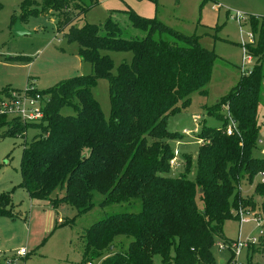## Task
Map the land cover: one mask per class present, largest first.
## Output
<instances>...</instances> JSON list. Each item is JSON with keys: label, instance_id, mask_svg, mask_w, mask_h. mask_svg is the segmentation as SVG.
<instances>
[{"label": "trees", "instance_id": "16d2710c", "mask_svg": "<svg viewBox=\"0 0 264 264\" xmlns=\"http://www.w3.org/2000/svg\"><path fill=\"white\" fill-rule=\"evenodd\" d=\"M24 2L21 8L26 10ZM91 6V0H41L43 9L62 15L60 25L68 27L67 41L79 45V55L90 62L92 73L37 89L48 97L41 122L21 124L12 118L11 134L28 127L38 129L23 144L21 181L16 186L38 203L53 208L68 204L76 214L92 207L94 192L105 195L102 204L140 198L139 212L111 215L85 230L80 264L94 260L97 264H154L155 255L162 264H230L232 253L227 262L217 261L212 253L216 239L225 237V221L238 219L239 207L260 208L264 215V156L253 152L261 129L264 22L259 17L248 19L256 37L254 45L247 42L245 47L257 60L254 67L206 107L224 123L221 127L203 124L196 133L201 142L194 156L195 178L190 179L186 172L169 175L174 156L170 141L183 134L169 131L166 121L189 105L193 92L207 94L218 55L202 45L199 35L182 33L131 9V24L146 31L142 38L122 37V28L112 18L100 25L75 26V16L65 10H77L79 16ZM103 50L130 51L132 59L118 64L113 73V60ZM100 77L109 81V119L92 94ZM221 107L226 109L225 117L218 112ZM229 119L235 122L231 134L226 131ZM185 159L188 167L191 157ZM255 177L260 179L253 193L244 196L240 179L251 184ZM14 188L0 193V217H15ZM60 190L64 192L59 196ZM65 223L69 220L60 222ZM258 240L264 243V233ZM250 246L254 252L255 243Z\"/></svg>", "mask_w": 264, "mask_h": 264}, {"label": "rangeland", "instance_id": "374dc122", "mask_svg": "<svg viewBox=\"0 0 264 264\" xmlns=\"http://www.w3.org/2000/svg\"><path fill=\"white\" fill-rule=\"evenodd\" d=\"M23 2L26 10L21 8ZM91 2L92 6L79 16L77 10L65 9L67 13L75 16L73 25L79 27L87 22L100 25L108 18H112L122 28V37L142 38L146 31L131 24L128 17V11L131 9L141 16L156 17L182 33L199 35L202 45L213 49L218 55L210 81L206 85L207 94L193 92L189 105L168 116L166 121V128L169 131L183 134L178 140L170 141L177 163L171 167L169 175L176 176L178 173L186 172L190 179H194L196 171L194 156L201 142L196 140V133L203 124L221 127L224 123L223 118L209 113L206 107L226 95L239 81L243 57L241 41L254 45L253 40L256 36L252 35V40L248 36V32L251 31L248 19L257 18L254 16L257 15L259 21L264 22L262 20L264 0H91ZM0 3V98L22 91L27 85L33 84L36 89L42 91L72 76L92 73L90 62L83 60L79 55V45L74 41H67L65 33L68 27L60 25L62 15L58 11L51 8L43 9L41 0H0ZM236 11L247 16L245 21L239 23L231 16ZM16 20H20L27 33L21 35L13 33L12 28ZM102 54L109 55L113 60V73L116 72L118 64L123 61L129 63L132 59L130 51L103 50ZM256 62L255 57L251 56L248 69L251 70ZM260 63L262 82L258 119L261 125L259 137L264 140V59ZM92 94L98 101L105 119H109L111 111L109 81L106 78H98L92 88ZM218 112L224 117L227 115L223 107ZM0 117H3L1 121H4L0 125V193L9 191L14 186L16 189L14 193L16 202L13 208L15 217H0L2 253L0 264H80L86 229L108 216L137 213L141 210L139 197L102 204L105 195L100 192H94L92 207L81 214H76L75 209L68 204L53 208L30 199L25 190L16 185L21 181L20 162L23 144L29 142L38 133V129L28 127L24 132L11 134L9 130L10 124L13 123L12 118L21 124L26 123L11 114H0ZM184 128L189 131H184ZM261 148L264 149L260 146L254 149L256 156H264ZM186 157H191L188 167L185 164ZM259 179L255 177L251 184L245 178L240 179V190L244 196L248 197L253 193L254 185ZM63 192L58 191V195H62ZM197 205L202 208L199 199ZM243 210L252 216L264 217L260 208L255 209L260 211L257 214L254 209ZM58 218L60 219L57 220ZM65 219L69 220V223L61 225L60 222ZM223 233L225 237L216 239L215 243L238 238L243 241L250 236H258L259 227L254 221L240 224L238 217L225 221ZM250 245L253 244L248 243L242 250L239 259L244 264H264V243L260 244L259 240L255 242L254 252H251ZM20 248H25L24 255L17 253ZM212 253L217 261L222 259L227 262L231 258L229 249H219L215 244ZM153 260L154 264H162L159 255H155ZM97 263L98 261H93V264Z\"/></svg>", "mask_w": 264, "mask_h": 264}, {"label": "built area", "instance_id": "2783aa9c", "mask_svg": "<svg viewBox=\"0 0 264 264\" xmlns=\"http://www.w3.org/2000/svg\"><path fill=\"white\" fill-rule=\"evenodd\" d=\"M234 17L239 23L242 21H245L247 16H244L243 13L236 11L234 14L231 15ZM258 17L257 15H254ZM264 18V16H263ZM253 33L250 31L248 32V36L251 39ZM252 40V39H251ZM250 41V40H249ZM252 42V41H251ZM242 48H243V57H242V63L240 66V72L243 74H246L249 72L248 69V62L251 61V56L248 55L246 47H245V41H241ZM48 101V97L45 95H42L37 91V89L31 85H27L25 88H23L22 91L13 92L7 96L0 98V114H11L15 117H17L19 120H21L23 123H39L43 119V107L45 103ZM264 124V122H263ZM235 128V122L232 119H229V124L227 126V133L231 134L233 129ZM257 144L260 147H263L264 140L260 137L257 139ZM261 153L264 154V149L261 148ZM177 154V152H175ZM175 156V155H174ZM176 157H172L170 160V165L174 166L176 165ZM263 177V173H260V177ZM263 180V178H262ZM236 215L239 217L240 224L244 222L254 221L259 227V235L258 236H250L246 240H241L238 238L237 240L233 241H217L215 245L219 249H229L231 253L233 254V259L231 261V264H244L240 259L239 256L242 253V250L247 246L248 243H255L258 241L259 237L264 233V217L261 215L252 216L249 212L244 211L242 207H239L235 211ZM17 253L19 255L25 254V248H20L17 250ZM2 256V253L0 251V257ZM87 264H92L87 263Z\"/></svg>", "mask_w": 264, "mask_h": 264}, {"label": "water", "instance_id": "95a60500", "mask_svg": "<svg viewBox=\"0 0 264 264\" xmlns=\"http://www.w3.org/2000/svg\"><path fill=\"white\" fill-rule=\"evenodd\" d=\"M12 31L16 35H21L23 33H27V31L22 27L20 20L15 21L13 28H12Z\"/></svg>", "mask_w": 264, "mask_h": 264}, {"label": "crops", "instance_id": "0c3cea01", "mask_svg": "<svg viewBox=\"0 0 264 264\" xmlns=\"http://www.w3.org/2000/svg\"><path fill=\"white\" fill-rule=\"evenodd\" d=\"M183 130H184V131L186 130V132L189 131V130H187V129H185V128H184ZM263 147H264V146H263ZM15 190H16V189L14 188V189L12 190V193H11L12 201H13L14 204H15V202H16V201H15L16 199H14V196H15V194H14V193H15ZM2 192H3V191H2ZM25 192H26V191H25ZM26 193H27V192H26ZM21 216H22V215H21ZM59 219H60V218H58L57 220H59ZM12 220H13V219H12ZM222 261H223V260L221 259L220 262H222Z\"/></svg>", "mask_w": 264, "mask_h": 264}]
</instances>
